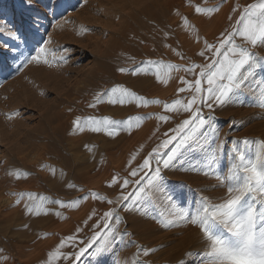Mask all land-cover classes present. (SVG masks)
<instances>
[{"label": "rangeland", "instance_id": "rangeland-1", "mask_svg": "<svg viewBox=\"0 0 264 264\" xmlns=\"http://www.w3.org/2000/svg\"><path fill=\"white\" fill-rule=\"evenodd\" d=\"M162 1L0 0V28H3L0 32V256L6 257L0 259V264H35L36 260L47 264L48 252L62 238L73 235L75 244L66 241L62 251L67 254L78 251L93 231L103 226L97 222L110 208L119 215V223L111 221L113 231L108 238L95 243L77 264H196L195 258L186 253L204 248L199 229L179 220L170 227H163L161 222L173 219L176 208L194 207L198 196L217 200L225 194L226 188L213 187L217 183L215 177L206 175L202 167L209 148L217 143L214 130L225 142L220 163L226 170L227 151L234 139L264 141V107L258 105L252 88L245 87L222 105L201 108L206 118L209 114L212 117L209 125L200 130L191 147L185 146L176 153L169 167L164 168L161 161L160 177L156 181L150 184L148 177L141 180L145 172L150 174L158 166L154 157L150 158L151 168L139 169V165L167 138L164 134L169 129L190 115L164 109V103L177 98L186 102L191 96L188 90L177 91L185 88L182 77L194 80L183 68L168 69L166 65L208 63L211 53H206L208 59L198 55L204 42L217 44L220 33L230 31V25L239 15V9L233 12V7L252 0H188L183 10L176 8L171 12L164 11ZM217 5L218 10L210 15L195 11V6ZM180 15L194 26L191 30L185 27ZM229 15L233 20H229ZM166 27L170 30L164 38L159 32H164ZM9 31H14L16 36H9ZM141 33L154 36V43H150L154 44L150 46L153 56L144 54L135 42ZM50 35L52 39L47 40L46 36ZM45 41L50 42L45 44ZM240 42L237 38V43ZM41 45L51 51L40 62L27 63L25 57L34 55ZM253 51L264 57V46ZM62 55L65 60L52 59ZM45 58L52 61L51 65L43 62ZM151 58L165 65L160 69L161 80L156 79L155 69L137 71ZM121 68L127 71H118ZM256 71L264 78V72L259 68ZM253 83L249 81V85ZM87 85L91 87V104L95 103L93 97L97 93L101 94V102L95 103L88 113H75L81 100L79 92ZM115 85L160 103L138 105L134 99L123 104L109 103L103 93ZM60 113L61 119L72 120V125L62 126L56 132L47 127V118H53L52 125L58 126L60 121L54 117ZM157 113L170 119L158 121ZM75 116L109 117L117 121L135 116L143 119L109 135L103 128L90 130L86 123L81 131L73 125ZM174 144L160 155L163 157ZM133 169H137L136 176L131 175ZM17 170L19 175L15 174ZM113 176H117L116 183H111ZM125 179L129 184L121 188ZM140 189L144 191L137 195ZM91 192L106 199H93ZM121 193L131 196L125 202ZM57 200L64 206L57 204ZM73 200L78 203L69 206L68 202ZM26 204L33 207V212L26 210ZM57 212L61 215H56ZM93 225L97 227L94 229ZM78 227L80 232H76ZM143 249L153 251L144 255ZM74 259L70 255L67 261L60 259L53 264H71Z\"/></svg>", "mask_w": 264, "mask_h": 264}, {"label": "snow or ice", "instance_id": "snow-or-ice-1", "mask_svg": "<svg viewBox=\"0 0 264 264\" xmlns=\"http://www.w3.org/2000/svg\"><path fill=\"white\" fill-rule=\"evenodd\" d=\"M238 9L239 15L230 25L231 30L221 32L217 44L204 42V48L198 55L208 59L206 53H211L208 63L198 65L191 62L187 66L171 63L166 65L168 69L183 68L186 73L194 76V80L188 81L182 77L181 80L185 88H180L177 91L188 90L192 93L191 96L186 98V102L184 99L177 98L171 103H164V109L167 112H185L190 115L178 123L174 129H169L171 135L165 133L167 138L162 140L144 158L139 169L151 168L150 158L152 157L156 159L158 166L150 174L145 172L141 180L148 177L150 184L156 181L160 177L159 165L161 161L164 168L169 167L178 151L185 146L191 147L196 142L200 130L209 125L212 119L210 114L207 118L205 117L201 111L202 107L212 109L214 104L222 105L228 102L235 92L245 87L252 88L258 105L264 107V78L259 77L256 71L259 68L261 72H264V57H260L253 51L257 46H264V0H252L245 5L236 4L232 11L236 12ZM217 10L218 5L214 8L195 6L197 13L210 15ZM182 19L186 28L191 30L194 27L189 24L186 17H182ZM229 20H233L231 15H229ZM2 31L3 28H0V32ZM8 35L15 37L16 33L9 31ZM237 38H240V43H237ZM49 42L45 41V44ZM50 51L41 45L35 50L34 55L25 57V59L29 64L33 61L40 62L41 58L46 57ZM52 59L65 60V57L63 55L53 56ZM43 62L51 65L52 61L45 58ZM162 67H165L162 61L149 60L145 61L144 66L137 71L155 69L156 79L161 80L160 69ZM197 69H199L198 72ZM118 71L123 72L127 69L121 68ZM250 80L254 82L252 85H249ZM202 82L206 86L202 87ZM104 95L108 98V102L113 104L117 102L123 104L129 99L136 100L138 105L140 102L144 104L160 103L159 100H145L122 85H115L108 89ZM93 100L95 103H100L101 94L97 93ZM95 103L90 104L89 107H95ZM155 115L158 121L170 119L168 115L158 113ZM141 119H143L141 116L129 117L125 121L112 120L109 117H76L73 125L74 127L79 126L83 131V123H87L92 131H100L103 128L107 134L114 135V130L122 127L130 128L133 122H138ZM214 134L217 143L215 147L209 148L202 167L205 169L206 175L215 177L217 183L213 187L226 188L225 194L218 197L217 200H212L208 196H198L194 201V207L176 208L173 219L167 222L162 221V226L170 227L179 220L199 229L204 248L199 252L186 253L187 256L195 258L196 264H264V141L251 138L234 139L231 148L227 151V168L224 170L220 162L225 142L219 138L218 131L214 130ZM174 142V146L162 157L160 152L168 149ZM15 174L19 175V170ZM131 175L136 176L137 169H133ZM116 182L117 176H113L111 183ZM139 183L140 181H136V184ZM128 184L129 181L125 179L120 187L125 188ZM68 186L75 187L72 184ZM143 191L140 189L137 195ZM28 195L32 196L33 194L29 193ZM90 195L93 199H106L96 192H91ZM130 196L131 194L121 193V199L125 202ZM55 202L64 206L59 200ZM68 203L69 206H75L78 201L73 200ZM108 203H112V201L109 200ZM25 207L28 212H33L32 206L26 204ZM36 207L39 208L40 205ZM56 215L59 216L61 213L57 212ZM89 219H91V215ZM111 221H115L117 224L120 221L114 208L103 213L101 221L97 222L98 224L102 222L103 226L99 227V230L93 231L90 238L83 242V246L79 247L78 251L71 254L64 253L62 249L66 247V241L75 244L76 237L73 235L62 238L55 248L48 252L47 264H53L54 261L60 259L67 261L70 255L75 257L71 264H77V261H80L95 243L108 238L113 231ZM96 227L97 225H93L94 229ZM80 231L81 229L78 227L76 232ZM97 251H99V247H97ZM150 251L153 249H143V254L147 255ZM0 259H6V257L0 256ZM133 264H137V262H133Z\"/></svg>", "mask_w": 264, "mask_h": 264}, {"label": "bare ground", "instance_id": "bare-ground-1", "mask_svg": "<svg viewBox=\"0 0 264 264\" xmlns=\"http://www.w3.org/2000/svg\"><path fill=\"white\" fill-rule=\"evenodd\" d=\"M16 1V0H15ZM188 0H163L162 2H161V6L163 7V9H164V11H166V12H171L172 10H174L175 11V9L176 8H180V9H182L183 8V4L185 5V3L187 2ZM18 2V1H17ZM53 2V1H52ZM47 6V5H46ZM230 6V5H229ZM228 6V7H229ZM52 7V6H51ZM231 7V6H230ZM229 7V8H230ZM23 8L24 9H27V10H32V7H29V6H23ZM35 10V9H34ZM146 10V9H145ZM144 10V11H145ZM177 10V9H176ZM183 10V9H182ZM184 10H185V7H184ZM36 11V10H35ZM173 11V12H174ZM181 12V11H180ZM183 12V11H182ZM181 12V13H182ZM187 12V11H186ZM180 13V14H181ZM146 14V13H145ZM148 14V13H147ZM168 14V13H167ZM140 15L138 14V17H139ZM181 16V19H182V15H180ZM149 17V16H148ZM155 17V16H154ZM142 19V18H141ZM149 19V18H148ZM131 20H133V19H131ZM138 20V19H137ZM134 21V20H133ZM171 21V20H170ZM73 22V21H72ZM129 22V21H128ZM132 22V21H131ZM83 23V22H82ZM78 24V23H77ZM175 24V23H174ZM63 25V24H62ZM86 25V24H85ZM85 25H83V26H85ZM92 25V24H91ZM90 25V26H91ZM105 25V24H104ZM146 25V24H145ZM172 25V24H171ZM66 26V25H65ZM74 26H75V24H74ZM129 26H131V25H129ZM147 26V25H146ZM169 26V25H168ZM174 25H172V27H173ZM71 27V26H70ZM86 27V26H85ZM84 27V28H85ZM89 27V26H88ZM96 27V26H95ZM133 27V26H132ZM148 27V26H147ZM160 27V26H159ZM171 27V26H170ZM184 27V26H183ZM52 28V27H51ZM83 28V29H84ZM91 28V27H90ZM136 28H137V26H136ZM140 28H144V27H140ZM149 28V27H148ZM163 28V27H162ZM61 29H62V26H61ZM68 29V28H67ZM75 29V28H74ZM92 29V28H91ZM124 29H126V28H124ZM129 29H132L131 27H129ZM134 29V28H133ZM132 29V30H133ZM150 29V28H149ZM173 29V28H172ZM60 30V29H59ZM79 30V29H78ZM136 30V29H135ZM152 30V29H151ZM168 30H170V28H168V27H166V30L164 31V32H159L160 33V35H162L164 38H166V34H167V32H168ZM179 30V29H178ZM180 30H181V32L184 30L182 27L180 28ZM86 31H87V29H86ZM125 31V30H124ZM127 32H125V33H128V30H126ZM131 31V30H130ZM129 31V32H130ZM141 31V30H140ZM3 32V31H2ZM133 32H135L136 34H137V32L136 31H133ZM49 33V32H48ZM54 33V32H53ZM139 33V32H138ZM148 33V32H147ZM146 33V35H144V36H142L143 34L141 33V36H139L140 35V33H139V35H138V37H135V42L136 43H138V45H140L141 47H142V49H143V53L144 54H148L147 56H149V55H152L153 56V54H155V53H153L152 51H153V49L150 47L151 45H150V43L153 41V43H154V36H152V34L151 33H149V34H147ZM178 33H179V31H178ZM2 34V33H1ZM55 34V33H54ZM67 34V33H66ZM157 34V33H156ZM155 34V35H156ZM182 34H184V31H183V33ZM120 35V34H119ZM167 35H169V32H168V34ZM171 35V34H170ZM179 35V34H178ZM180 35H181V33H180ZM51 36V35H50ZM50 36H46V39L48 40H50V39H52V36L50 37ZM64 36H65V34H64ZM132 36V35H131ZM136 36V35H135ZM9 37V36H8ZM56 37H57V35H56ZM63 37V36H62ZM120 37V36H119ZM126 37V36H125ZM156 37V36H155ZM181 37H183V36H181ZM68 38V37H67ZM158 38V37H157ZM5 39V38H4ZM65 39V38H64ZM6 40V39H5ZM121 40V39H120ZM119 40V41H120ZM158 40V39H157ZM167 40H168V38H167ZM170 40V39H169ZM14 41V40H13ZM127 42V41H126ZM166 42V41H165ZM168 42V41H167ZM170 42V41H169ZM2 43V42H1ZM5 43H7V42H5ZM83 43H85V42H83ZM82 43V44H83ZM157 43V42H156ZM162 43V42H161ZM158 44V43H157ZM168 44V43H167ZM1 45V44H0ZM64 45V44H63ZM128 45V44H127ZM131 45V44H130ZM135 45V44H134ZM154 45V44H153ZM152 45V46H153ZM165 45V44H164ZM163 45V46H164ZM169 45H170V43H169ZM5 46V45H4ZM121 46H123V44H121ZM166 46H168V45H166ZM6 47V46H5ZM141 49V50H142ZM121 51V50H120ZM106 52V51H105ZM166 52V51H165ZM93 53V52H92ZM122 53V52H121ZM167 53V52H166ZM110 54V53H109ZM168 54V53H167ZM112 55H113V53H112ZM119 55V54H118ZM169 55V54H168ZM109 56V55H108ZM116 56V55H115ZM145 56V55H144ZM147 56H145V57H147ZM10 57V56H9ZM12 57H14V56H12ZM118 57V56H117ZM17 58V57H16ZM114 58V57H113ZM48 59V58H47ZM107 60V59H106ZM111 60V59H110ZM118 60V59H117ZM124 60V59H123ZM151 60H152V58H151ZM22 61V60H21ZM20 61V62H21ZM108 61H109V59H108ZM153 61V60H152ZM120 62V61H119ZM121 62H122V60H121ZM19 63V62H18ZM24 63V62H23ZM15 64V63H14ZM13 64V65H14ZM17 64V63H16ZM15 64V65H16ZM23 67V66H22ZM99 69V68H98ZM95 70H97V69H95ZM101 71V70H100ZM87 72V71H86ZM85 74V73H84ZM94 77H96V76H94ZM85 78V77H84ZM99 78V77H98ZM87 79V78H86ZM97 79V78H96ZM96 79H95V81H96ZM102 79V78H101ZM105 79V78H104ZM99 80V79H98ZM106 80V79H105ZM105 80H103V81H105ZM94 81V82H95ZM99 82V81H98ZM101 83H103L102 81H100ZM88 83V82H87ZM95 84V83H94ZM100 84V83H99ZM94 86V85H93ZM100 86V85H99ZM96 89V88H95ZM97 91H99V90H97ZM103 92H104V90H103ZM79 94L81 95V98H79V99H81L80 100V102L77 104V106L75 107V109H74V112L75 113H79V111H84V112H87L88 113V111L90 110V109H92V107H89V105L91 104V101L89 100L90 98H89V95L91 94V87H90V85H87V86H85V87H83V88H81V90H80V92H79ZM82 94H83V96H82ZM86 94V95H85ZM104 94V93H103ZM80 114V113H79ZM78 115V114H77ZM76 117V116H75ZM55 119H57V121L59 120L60 121V125H52V119L50 120V118H47V127H49L50 129H52V130H56V132H57V129L58 128H60V127H62V126H65V125H72V120H66L65 119V121L64 120H62L61 118H62V116H61V113L60 114H58V115H56L55 117H54ZM76 118H74L73 119V121L75 120ZM86 127H89V125L86 123ZM48 128V129H49ZM49 129V130H50ZM47 130V129H46ZM51 131V130H50ZM52 132V131H51ZM55 132V133H56ZM47 133H49V132H46V135H47ZM54 133V132H53ZM49 135V134H48ZM47 135V136H48ZM53 135V134H52ZM52 135H51V138H52ZM49 137V136H48ZM54 137V136H53ZM50 139V138H49ZM52 140V139H51ZM53 141V140H52ZM20 153V152H19ZM39 155V154H38ZM41 155V154H40ZM22 157V156H21ZM61 157V156H60ZM101 165V164H100ZM100 167H102V166H100ZM103 168V167H102ZM101 168V169H102ZM104 169V168H103ZM61 173V172H60ZM66 175V174H65ZM63 179H64V176H63ZM68 180V179H67ZM81 242V241H80ZM178 259H176V261H177ZM179 262V261H178ZM35 264H42V262L39 260H36V262H35Z\"/></svg>", "mask_w": 264, "mask_h": 264}]
</instances>
